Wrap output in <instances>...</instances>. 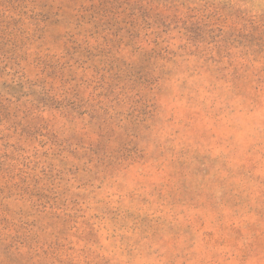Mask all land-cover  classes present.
<instances>
[{
	"label": "rangeland",
	"instance_id": "obj_1",
	"mask_svg": "<svg viewBox=\"0 0 264 264\" xmlns=\"http://www.w3.org/2000/svg\"><path fill=\"white\" fill-rule=\"evenodd\" d=\"M0 264H264V0H0Z\"/></svg>",
	"mask_w": 264,
	"mask_h": 264
}]
</instances>
